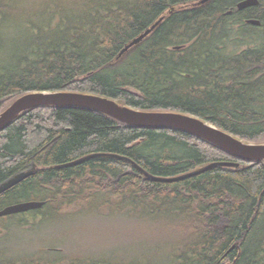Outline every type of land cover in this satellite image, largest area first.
Here are the masks:
<instances>
[{"label": "trees", "instance_id": "16d2710c", "mask_svg": "<svg viewBox=\"0 0 264 264\" xmlns=\"http://www.w3.org/2000/svg\"><path fill=\"white\" fill-rule=\"evenodd\" d=\"M197 1L0 0V115L26 94L75 92L135 110L192 115L263 144L264 0L243 12L236 8L241 0L194 6ZM164 15L149 37L119 57ZM96 153L128 158L163 178L216 161L240 166L177 182L146 178L130 161L109 156L57 168ZM33 167L38 171L1 195L0 205L46 206L0 218L1 237L44 222L52 209L71 207V195L86 188L107 194L109 203L126 199L148 208L150 221L165 220L155 230L170 240L154 254L157 261L137 264H264V161L241 160L183 131L44 106L0 133V185ZM163 205L167 210L159 211ZM0 264L17 263L0 252Z\"/></svg>", "mask_w": 264, "mask_h": 264}, {"label": "rangeland", "instance_id": "374dc122", "mask_svg": "<svg viewBox=\"0 0 264 264\" xmlns=\"http://www.w3.org/2000/svg\"><path fill=\"white\" fill-rule=\"evenodd\" d=\"M99 192L81 189L78 196L71 195L72 206L68 209H52L44 222L0 236V252L5 260L17 264L157 261L154 254L167 242L155 230L158 221L147 219L150 210L136 209L126 199L109 203L108 195Z\"/></svg>", "mask_w": 264, "mask_h": 264}, {"label": "water", "instance_id": "95a60500", "mask_svg": "<svg viewBox=\"0 0 264 264\" xmlns=\"http://www.w3.org/2000/svg\"><path fill=\"white\" fill-rule=\"evenodd\" d=\"M212 0H200L194 3V6L205 5ZM260 4L259 0H241L237 3L238 10H245ZM164 17L156 21L151 27L144 31L143 34L133 39L120 53L119 57H123L134 47L140 45L147 37H149L163 22ZM248 23L255 26H261V22L256 19H250ZM44 106H62L85 108L100 112L117 121L135 127H149L159 129H175L186 132L198 138L221 148L222 150L236 156L237 158L248 162L264 161V144H251L236 138L232 134L219 129L215 125L197 118L192 115L177 112H149L140 111L119 104L117 101L102 97L99 95L83 94L75 92H37L22 96L15 101L4 113L0 115V133L13 124L16 119L23 113ZM113 157L130 161L146 178H150L158 182H177L195 175L204 173L217 167L239 168L240 163L235 162H218L209 163L192 172L169 178L156 177L150 175L132 160L109 154H92L82 157L70 163L57 166V168H65L81 164L95 157ZM38 169L33 167L31 170L17 173L0 185V196L10 189L16 187L29 177L33 176ZM44 202L26 201L9 205L0 211V217L26 213L32 210L42 209Z\"/></svg>", "mask_w": 264, "mask_h": 264}, {"label": "bare ground", "instance_id": "6f19581e", "mask_svg": "<svg viewBox=\"0 0 264 264\" xmlns=\"http://www.w3.org/2000/svg\"><path fill=\"white\" fill-rule=\"evenodd\" d=\"M199 1H200V0H199ZM212 1H213V0H212ZM212 1L206 3L205 5L211 3ZM197 2H198V1H197ZM259 2H260V1H259ZM259 5H260V4H259ZM200 6H202V5H200ZM236 8H237V7H236ZM237 10H238V8H237ZM169 11H170L169 13H173V12L176 11V8H175V9L173 8V9H171V10H169ZM238 12H243V10H238ZM169 13H168V14H169ZM166 16H167V14H166ZM162 17H164V20H165V18H166L165 15L162 16ZM162 17H161V18H162ZM158 20H159V19H158ZM158 20H157V21H158ZM164 20H163V21H164ZM249 20H250V19H245V24H246V25H249V26H250V25H251V26H255V25H252L251 23H248ZM150 27H151V26H150ZM143 33H144V32H143ZM143 33H141V34H143ZM141 34H140V35H141ZM126 46H127V45H126ZM126 46H125V47H126ZM125 47H124V48H125ZM124 48H123V49H124ZM179 48H181V47H180V46L176 47V49H179ZM123 49H122V50H123ZM126 54H128V52H127ZM130 108H131V107H130ZM140 111H141V110H140ZM149 112H156V111H149ZM113 119H114V118H113ZM115 120H116V119H115ZM216 127H217V126H216ZM139 128H149V127H139ZM219 129H220V128H219ZM233 136H234V135H233ZM236 138H237V137H236ZM238 139H239V138H238ZM241 140H242V139H241ZM242 141H244V140H242ZM244 142H245V141H244ZM246 143H248V142H246ZM251 144H256V143H251ZM263 144H264V143H263ZM96 154H104V153H96ZM80 159H81V158H80ZM218 162H222V161H218ZM218 162L216 161V162H213V163H218ZM259 162H262V161H259ZM32 169H33V168H32ZM29 170H31V169H29ZM104 184H105V187H107V188L109 187L108 184H107V182H105ZM106 190H107V189H106ZM110 191H112V190L110 189ZM91 193H92V192H91ZM92 194H93V193H92ZM118 201H120V199H118ZM121 201L123 202V200H121ZM23 202H26V201H23ZM39 202H44V203H45V205L43 206V208L46 206V202H45V201H39ZM66 209H68V208H66ZM38 210H39V209H38ZM0 211H1V210H0ZM32 211H34V210H32ZM29 212H31V211H29ZM26 213H28V212H26ZM21 214H23V213H21ZM15 215H20V214H15ZM8 216H13V215H8ZM8 216H4V217H8ZM4 217H0V218H4ZM158 221H159V222H158L159 227H161L160 225H162V224L165 226V224H164V223H165V220H163V218H162V219L159 218ZM164 240L167 242L168 240H170V238L168 239V237H165ZM229 253H230V252H228L227 255H228ZM93 264H94V263H93ZM101 264H103V263H101ZM230 264H231V263H230Z\"/></svg>", "mask_w": 264, "mask_h": 264}]
</instances>
